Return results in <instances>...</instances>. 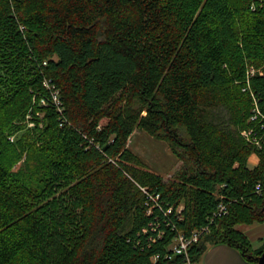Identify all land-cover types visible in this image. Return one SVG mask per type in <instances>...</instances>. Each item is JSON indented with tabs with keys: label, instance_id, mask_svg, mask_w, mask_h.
<instances>
[{
	"label": "trees",
	"instance_id": "trees-1",
	"mask_svg": "<svg viewBox=\"0 0 264 264\" xmlns=\"http://www.w3.org/2000/svg\"><path fill=\"white\" fill-rule=\"evenodd\" d=\"M137 129L182 162L169 180ZM220 202L192 258L258 264L237 227L264 222V0H0V264H184L178 231Z\"/></svg>",
	"mask_w": 264,
	"mask_h": 264
},
{
	"label": "built area",
	"instance_id": "built-area-1",
	"mask_svg": "<svg viewBox=\"0 0 264 264\" xmlns=\"http://www.w3.org/2000/svg\"><path fill=\"white\" fill-rule=\"evenodd\" d=\"M250 69H251L250 73L253 75L256 72V69L254 67H251ZM44 85L50 91V95L46 93H41L39 99L40 104L45 106H56L57 110L59 112H62L63 102L61 99L60 90L50 80H45ZM256 109H257V113H260L258 106L256 107ZM33 123H34L33 121L30 122V124ZM243 134L248 138H251V134H254V130L251 129L250 131H244ZM253 139L257 147L261 148L263 145L262 138L256 136ZM257 188L261 190L260 185H258ZM156 197L158 198L159 196ZM182 208L183 206L179 207V212H181ZM228 211H229L228 204L224 202H220L218 204L217 210L210 218L209 223L203 225L200 228L195 229L190 235H186L184 232L178 231V235L175 238L173 244L170 246V250L167 252L166 257L171 258L173 255L174 256L182 255L185 259L184 264H199L197 260L192 258L190 253V246L194 243H198L204 235L209 234L211 232V225L214 223L215 219L218 216L227 214ZM169 212H171V209L169 210ZM158 257L159 255L155 256V259H158Z\"/></svg>",
	"mask_w": 264,
	"mask_h": 264
},
{
	"label": "rangeland",
	"instance_id": "rangeland-1",
	"mask_svg": "<svg viewBox=\"0 0 264 264\" xmlns=\"http://www.w3.org/2000/svg\"><path fill=\"white\" fill-rule=\"evenodd\" d=\"M34 125L35 123L30 124V126ZM15 137L16 134L12 135L11 139ZM129 146L152 170L162 174L165 180L173 177L182 166V162L172 153L167 142L156 139L142 129L134 132ZM237 228L244 232L246 225H238ZM260 245L262 244L255 242L253 248L258 249Z\"/></svg>",
	"mask_w": 264,
	"mask_h": 264
},
{
	"label": "crops",
	"instance_id": "crops-1",
	"mask_svg": "<svg viewBox=\"0 0 264 264\" xmlns=\"http://www.w3.org/2000/svg\"><path fill=\"white\" fill-rule=\"evenodd\" d=\"M259 156L253 154L250 157V164L255 166L259 163ZM244 233L251 241L252 245L255 242L264 243V222L246 225ZM260 245L259 247H261ZM258 247V248H259ZM199 264H255L248 260L242 252L231 245L220 243L211 245L206 252L198 260Z\"/></svg>",
	"mask_w": 264,
	"mask_h": 264
},
{
	"label": "water",
	"instance_id": "water-1",
	"mask_svg": "<svg viewBox=\"0 0 264 264\" xmlns=\"http://www.w3.org/2000/svg\"><path fill=\"white\" fill-rule=\"evenodd\" d=\"M258 264H264V251L257 257Z\"/></svg>",
	"mask_w": 264,
	"mask_h": 264
}]
</instances>
